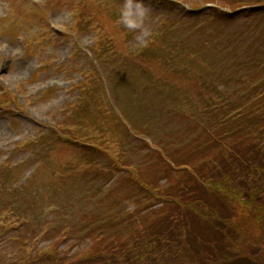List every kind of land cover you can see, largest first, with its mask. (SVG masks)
<instances>
[{
  "label": "rangeland",
  "instance_id": "rangeland-1",
  "mask_svg": "<svg viewBox=\"0 0 264 264\" xmlns=\"http://www.w3.org/2000/svg\"><path fill=\"white\" fill-rule=\"evenodd\" d=\"M74 1L75 5L67 0L66 7L65 3H39L41 0H0V18L9 15L0 21V93L10 89L16 95L15 103L23 105L7 104L2 98L5 111L0 112V168L20 167L8 187L2 177L7 172H0V219L6 223L8 236L19 240L16 248L24 238L41 242L38 251L58 239L61 249L91 251L97 233H88L94 229L90 223H102L104 215L123 218V201L129 204L131 197L130 187L122 179L123 170L114 179L117 185L110 190V197H97L99 188L113 179L120 160L129 157L140 166V162L156 158L147 155L152 141L128 135L115 115L123 112L128 118L127 129L134 126L149 134L158 129L160 136L164 133L172 140L178 120L179 126L186 128L195 124L193 115H207L203 106L219 104L216 111L223 110L222 97L232 98L240 84L228 76L237 71L247 75L252 68L248 50L225 38L237 28L239 19L210 17L212 8L230 11L236 0H143L150 11L143 30L136 32L119 24L120 0ZM73 6L75 18L69 10ZM34 7V14L21 15L22 10L31 12ZM170 23L179 29L164 31ZM263 28L260 24L258 31ZM106 56L113 59L108 65L99 61ZM91 62L93 77L105 78L107 93L99 99L90 98L81 109L75 104L73 117H66L58 111L78 94L76 87H70L80 78L75 71L84 76ZM111 66L114 73L107 75ZM255 71L249 73L251 78L257 76L252 74ZM88 78L91 82V76ZM135 94L140 96L134 98ZM37 160L46 165L40 168ZM24 161L25 165H18ZM90 191H94L92 196ZM135 214H130L133 220ZM21 216L25 220H20ZM181 220L186 231L188 220ZM251 227L244 239L237 236L226 245H230L227 253L234 255L230 264H264V230ZM173 232L178 236V231ZM169 248V241H164L162 257L151 247L141 248L143 264H163ZM102 254L101 264H112L110 255Z\"/></svg>",
  "mask_w": 264,
  "mask_h": 264
},
{
  "label": "trees",
  "instance_id": "trees-1",
  "mask_svg": "<svg viewBox=\"0 0 264 264\" xmlns=\"http://www.w3.org/2000/svg\"><path fill=\"white\" fill-rule=\"evenodd\" d=\"M256 4L261 3L255 2L251 6L257 11L254 19L264 22V7L258 9ZM258 14H261V17H258ZM255 25L257 23H254L253 19L247 20L246 29H252ZM244 33L241 32L240 35L243 36ZM261 63L260 58L253 59L255 67L261 66ZM243 89L247 92L229 108L233 110L242 106L241 109L222 121L221 126L220 120L215 122L217 126L219 125L218 129H215V124L213 127L209 126L204 135L194 141V147L197 145L206 147L205 155L212 152L213 154L209 155L212 157L196 166L197 176L185 172L186 182L189 183H185L184 186L179 184L171 186L174 198L185 191L188 193L189 197L185 201L181 200L186 206H176L174 200L166 207L155 211L142 229L131 225L123 237H119L106 247L116 251L110 255L112 264L126 263L130 260L132 251L136 254L141 249L139 243L146 238H149L150 247L157 250L156 253H160L161 257L164 251L163 240L169 241L170 250L166 253L167 258L162 260L163 264H177L183 259L198 264H220V261L230 264L234 261V255H231L230 251L227 253L230 245L228 247L226 245L237 236L242 239L248 236L252 225L259 227L260 231L264 230V81L256 87L250 86V91L249 80L246 79ZM191 145L186 149L169 153L168 157L176 165L178 163L190 165L189 160L193 162L194 158H190L184 151L190 149ZM144 181H149L147 173L142 180L137 179V189L140 191L144 189L142 187ZM192 181L195 182L194 189L193 186L189 187ZM133 182L135 183V179ZM183 217L188 220L185 231L188 245L178 242L172 246L170 241L173 240L174 234L168 231L161 238V230L168 225L167 220H180ZM117 231L122 233L119 229ZM101 244L102 242L98 241V247L94 248V252H89L90 257L81 258L74 255L72 258L66 253H60L58 257L50 254L44 259L42 253L39 262L90 264V258L93 257V261L98 260Z\"/></svg>",
  "mask_w": 264,
  "mask_h": 264
},
{
  "label": "clouds",
  "instance_id": "clouds-1",
  "mask_svg": "<svg viewBox=\"0 0 264 264\" xmlns=\"http://www.w3.org/2000/svg\"><path fill=\"white\" fill-rule=\"evenodd\" d=\"M149 11L143 0H120L118 22L129 32L143 30Z\"/></svg>",
  "mask_w": 264,
  "mask_h": 264
}]
</instances>
